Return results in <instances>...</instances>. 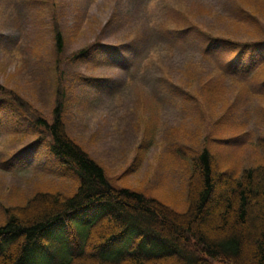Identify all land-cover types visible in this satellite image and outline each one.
Segmentation results:
<instances>
[{"label":"trees","instance_id":"trees-1","mask_svg":"<svg viewBox=\"0 0 264 264\" xmlns=\"http://www.w3.org/2000/svg\"><path fill=\"white\" fill-rule=\"evenodd\" d=\"M142 1L147 2L151 14L159 12L161 20L148 21L144 29H151V33L145 40L138 34L130 41L133 45L126 43L120 49L131 51L136 45L140 51L141 42L155 31L159 52L152 63L161 72L156 81L171 100L180 99L181 108L190 116L203 114L202 128L207 135L202 149L190 159L185 210L178 211L138 189L111 183L104 167L66 129L71 84L59 69V99L52 118L33 116L6 94L8 99L0 97V130L3 124L8 126L2 108L18 110L24 119L30 118L32 131L38 136L34 143L48 144L65 174L75 180L76 189L70 194L53 188L40 190L9 208L6 221L0 223V264H264V159L233 176L222 173L210 147L212 141L240 143L242 137L256 134V129L238 122L234 136L216 137L214 123L221 125L233 108L249 102L264 110V34L245 39L214 34L188 9L190 0ZM48 2L28 3L50 6ZM199 2V10H208L207 6L230 20H257L241 0H224L222 7L206 0ZM126 17L113 15L111 20L120 23ZM56 24L60 57L65 37L57 20ZM102 49L101 45L84 47L74 53L71 62ZM178 54L184 59L176 60ZM234 86L241 87L234 105L213 123L207 102L223 101L219 96ZM257 144L264 153V134ZM53 228L61 243L53 252L42 250L43 233ZM38 248L43 259L33 257Z\"/></svg>","mask_w":264,"mask_h":264},{"label":"rangeland","instance_id":"rangeland-1","mask_svg":"<svg viewBox=\"0 0 264 264\" xmlns=\"http://www.w3.org/2000/svg\"><path fill=\"white\" fill-rule=\"evenodd\" d=\"M29 1L0 0V97L8 94L33 116L51 119L59 99L62 69L71 84L65 123L72 138L104 167L113 185L138 189L184 211L190 159L202 149L207 135L202 128L203 114L190 116L181 108L180 99L171 100L156 81L161 72L152 63L159 52L155 31L141 42L140 51L134 46L131 51L120 49L126 43L133 45L130 41L138 34L145 40L151 29L144 28L149 20H161L159 12L151 14L142 0H49L50 6ZM199 1L190 0L188 9L212 33L236 39L264 34V0H241L257 17L243 22L230 20L205 5L208 10H199ZM206 1L217 7L224 2ZM113 15L130 18L118 23L111 20ZM56 20L65 37L60 57ZM96 45L106 53L71 62L75 52ZM125 58L130 60L128 70L124 69ZM181 59L182 54L176 55V60ZM58 61L61 63L56 64ZM166 62L170 64L168 59ZM240 91V86H234L222 98L218 95L223 101L207 102L213 123L234 105ZM256 105L249 102L233 108L221 125L214 123L216 137L231 138L237 133L233 131L237 124L244 122L255 129L261 122L256 134L242 137L240 143L212 141L211 152L224 174L237 176L243 168L259 165L264 159L257 144L264 134V110L255 109ZM2 114L8 126L2 123L0 130V223L6 221L9 208L26 202L37 191L53 188L70 194L76 189L75 180L65 174L48 144L34 143L38 136L32 131L30 118L24 119L12 108H2ZM54 229L43 233L42 250H57L61 239ZM34 253V258L43 259L40 248Z\"/></svg>","mask_w":264,"mask_h":264},{"label":"snow or ice","instance_id":"snow-or-ice-1","mask_svg":"<svg viewBox=\"0 0 264 264\" xmlns=\"http://www.w3.org/2000/svg\"><path fill=\"white\" fill-rule=\"evenodd\" d=\"M241 55H242V53H241Z\"/></svg>","mask_w":264,"mask_h":264}]
</instances>
